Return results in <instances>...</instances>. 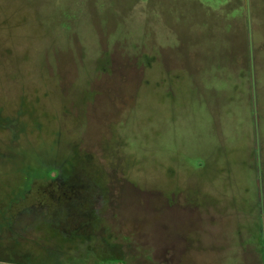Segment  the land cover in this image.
Returning a JSON list of instances; mask_svg holds the SVG:
<instances>
[{"label":"rangeland","instance_id":"rangeland-1","mask_svg":"<svg viewBox=\"0 0 264 264\" xmlns=\"http://www.w3.org/2000/svg\"><path fill=\"white\" fill-rule=\"evenodd\" d=\"M0 264H264V0H0Z\"/></svg>","mask_w":264,"mask_h":264},{"label":"trees","instance_id":"trees-1","mask_svg":"<svg viewBox=\"0 0 264 264\" xmlns=\"http://www.w3.org/2000/svg\"><path fill=\"white\" fill-rule=\"evenodd\" d=\"M39 182H41L42 184L44 183L45 185V188L47 187H49V186H51V185H54V189H59V191L60 190H62V189H65L66 188V185L65 184H59L58 182H56V181H53V180H51V179H48V178H42ZM41 183H37V180L35 181V182H33V185H35V187L33 188V190L31 189V187H30V189H29V191L27 192L28 193V195L29 194H33V195H31V197H29V198H33V199H37V200H44V199H47L49 196L47 195V193L46 192H44V191H42V192H44V193H42L40 190H39V188L42 186V184ZM56 185V186H55ZM39 191H40V193L41 194H39ZM49 192V191H48ZM35 194V195H34ZM37 195V196H36ZM60 196H61V198H62V196H63V193L62 194H60ZM26 197H27V195L24 197V198H22L21 200H20V203H22V202H25L26 200ZM15 203H17V202H15ZM60 204V203H59Z\"/></svg>","mask_w":264,"mask_h":264}]
</instances>
